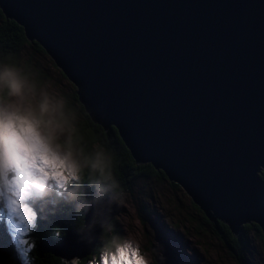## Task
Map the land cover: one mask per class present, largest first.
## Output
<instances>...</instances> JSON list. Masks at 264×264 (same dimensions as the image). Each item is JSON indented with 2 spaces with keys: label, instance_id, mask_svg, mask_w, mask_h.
<instances>
[{
  "label": "water",
  "instance_id": "water-1",
  "mask_svg": "<svg viewBox=\"0 0 264 264\" xmlns=\"http://www.w3.org/2000/svg\"><path fill=\"white\" fill-rule=\"evenodd\" d=\"M0 11L134 162L162 169L233 235L264 232V0H0ZM106 203L100 228L119 211L107 196L93 204Z\"/></svg>",
  "mask_w": 264,
  "mask_h": 264
},
{
  "label": "rangeland",
  "instance_id": "rangeland-1",
  "mask_svg": "<svg viewBox=\"0 0 264 264\" xmlns=\"http://www.w3.org/2000/svg\"><path fill=\"white\" fill-rule=\"evenodd\" d=\"M29 45L27 43L22 46L18 64L30 73L32 79L38 85L59 94L67 101L72 93V84L43 51L34 50ZM73 109L78 110L75 104L68 108L71 113H73ZM74 115L77 120L74 141L80 148V139H84L81 131H86L88 128L84 127V124L78 126L77 124L82 121V118L79 115ZM92 123L98 125L104 131L100 124L94 121ZM112 127L117 130L114 125ZM94 149L92 147V150ZM162 172V169H153V172L146 173V176L136 177L130 182L128 181L126 190L120 189L122 193L120 197L116 200L109 198V202L112 200L119 207V211L113 217L114 225L119 231V238L121 240L134 239L138 241L142 251L151 253L152 264L155 262L154 257L158 256L162 259V254L165 257L164 251L168 253L167 264H237L229 249L220 242L217 234L212 230L211 223L206 220L207 217L204 212L192 203L190 195L180 184L168 179V177L166 178L161 174ZM2 204L4 212L0 215V219L10 234L11 241L18 249L21 258L20 264H31L30 251L32 247L29 249L28 257L25 258L20 250L21 246L17 243V235L8 222L6 203ZM102 207L109 209L111 205L106 203L97 207V211L93 209V218L86 222L88 227H84L86 233L95 224L98 214V221L103 216L104 213L100 212ZM139 216L142 217L143 221ZM21 227L23 226L21 225ZM251 227L255 230L253 226ZM99 230L100 233L96 239L101 240L103 235H106L107 230L114 237L112 229H108L107 225L99 227ZM254 230L248 231L250 245L248 250L251 253H246L244 261L246 264H264V239L255 236L256 232ZM260 232L264 234L261 230ZM64 236L57 243L51 245L49 256L62 258L60 256L61 251L56 250L55 247L61 244ZM107 237L108 235L104 238L107 239ZM21 238L29 237L26 234L25 237ZM76 245L80 246V241H76ZM108 245L109 242L94 251L95 253L92 255L90 253L87 257L84 256L83 259L85 260L81 264H91L94 258L99 259ZM163 245L165 246L161 249ZM61 246L63 247L64 244ZM6 249V244L0 245V254L5 255ZM67 257L65 255L64 258ZM74 259L68 260L67 263L73 262Z\"/></svg>",
  "mask_w": 264,
  "mask_h": 264
},
{
  "label": "clouds",
  "instance_id": "clouds-1",
  "mask_svg": "<svg viewBox=\"0 0 264 264\" xmlns=\"http://www.w3.org/2000/svg\"><path fill=\"white\" fill-rule=\"evenodd\" d=\"M75 133L76 117L67 109L62 96L38 85L21 65L0 61V170L8 173V179L17 171L12 166L24 170L26 187L19 203H30L36 209L62 202L72 204L78 212L86 211L91 205L80 183L85 169L95 176L93 202L105 195L110 199L122 195L111 174V157L107 150L97 146L91 154L85 155L74 141ZM39 156L62 162L66 172L74 174L75 178L63 188L54 186L51 181H45L41 187L39 174L33 167V157ZM3 179L0 176V183ZM3 199L7 203V194ZM121 244L138 248L144 264H152L151 253L142 251L140 243L134 239L113 237L107 248Z\"/></svg>",
  "mask_w": 264,
  "mask_h": 264
},
{
  "label": "trees",
  "instance_id": "trees-1",
  "mask_svg": "<svg viewBox=\"0 0 264 264\" xmlns=\"http://www.w3.org/2000/svg\"><path fill=\"white\" fill-rule=\"evenodd\" d=\"M27 43L30 44L29 46L34 50L43 51L37 43L26 40L22 27H20L14 20L5 18L0 11V61H5L10 64H18L21 48ZM73 104L78 108V110L73 109V113L82 118V121L77 125L80 126L84 124V127L88 128L86 131H81L84 139H80V148L85 155L92 153V147L96 148L97 146H103V148L107 150L111 157L110 171L114 180L119 185V192L122 188L126 190L128 181L130 182L132 179L139 176H146V173L148 172H153V169L155 168L150 163L140 164L133 161L128 149L119 139L120 137L117 130H115L112 125H109L108 130L105 131L103 129L104 131H102L98 125L92 123L85 108L78 102L75 95V89L72 87L71 96L66 101L67 109L71 108V105ZM161 174L165 176L163 172ZM259 177L260 182L264 186V171L260 172ZM94 179L95 176L90 175L87 169L81 174L80 183L86 191L87 200L90 205L94 203L93 196L95 190L92 187ZM2 203L3 202H0V215L4 212V206ZM35 211L37 213L35 228L28 233V237L32 243L30 251L31 264H74V262L81 264L85 260L83 259L84 256L87 257L90 253V255H92L95 253L94 251H97L98 248H102L105 243L113 238L107 230L106 235H103V238L99 240L89 254L82 255L81 257L72 256L70 258H54L53 255L49 256L51 245L62 239L64 234V237H66L69 232L82 229L84 227L85 211L78 212L72 204H65L62 202L54 205L49 204L46 208H36ZM139 218L143 221L142 217L139 216ZM209 223H211L210 226L214 233L217 234L220 242L229 249L232 256L237 261V264H246L244 261L246 253H251V251L248 250L250 248L248 231L254 230L251 226L255 228V236H258L259 239L263 237V234L255 224H243L242 231L235 236L228 230L224 223L220 221ZM107 228L112 229L114 237H119V231L114 225V218L109 222ZM107 235L108 237L105 239L104 237ZM3 244L10 246L11 249H6L7 254L5 255L0 254V264H20L21 258L18 254V249L11 241L10 234L7 232V229L4 227L2 220L0 219V245ZM72 258H75L73 262L67 263V261ZM154 264L156 263L154 262Z\"/></svg>",
  "mask_w": 264,
  "mask_h": 264
},
{
  "label": "snow or ice",
  "instance_id": "snow-or-ice-1",
  "mask_svg": "<svg viewBox=\"0 0 264 264\" xmlns=\"http://www.w3.org/2000/svg\"><path fill=\"white\" fill-rule=\"evenodd\" d=\"M12 167H16L17 171L11 179L7 178V172L0 170V176L4 177L3 182L0 183V202L5 203L3 197L7 194L8 222L17 235V243L21 246V252L27 258L32 243L29 238L21 237H25L26 234L34 230L37 213L30 203H19L22 198L21 192L26 187L23 183L25 172L18 166ZM33 167L39 174L41 187H43L45 181H51L54 186L63 188L75 178L74 174L66 172L62 162L57 161L55 158L47 156L33 157ZM28 175L33 174L28 173ZM34 182L36 181L34 180ZM74 264H78V262H74ZM91 264H144V260L138 248L133 247L131 244H121L115 248L105 249L99 259L94 258Z\"/></svg>",
  "mask_w": 264,
  "mask_h": 264
},
{
  "label": "bare ground",
  "instance_id": "bare-ground-1",
  "mask_svg": "<svg viewBox=\"0 0 264 264\" xmlns=\"http://www.w3.org/2000/svg\"><path fill=\"white\" fill-rule=\"evenodd\" d=\"M93 209L97 211V206L94 204H91V206L88 207L86 211L84 212V215H85L84 227L86 225V222L93 218V212H92ZM98 217H99V214L95 219V224L89 228L87 233L84 231V227L82 228L83 231H81L80 229L77 231L69 232L67 236L65 237V240L62 242L64 246L62 247L61 246L62 244H61L56 249L60 250L61 252H65L67 254H71L77 250H81L83 252V255H87V253L89 254L99 242V239H96L100 233V230H99L100 222L98 221ZM76 241H80L81 245L77 246ZM6 248L11 249L10 246L8 245H6ZM5 254H7L6 251H5Z\"/></svg>",
  "mask_w": 264,
  "mask_h": 264
}]
</instances>
